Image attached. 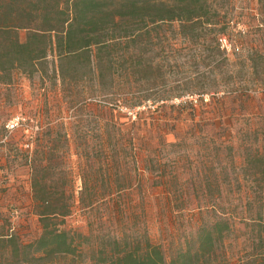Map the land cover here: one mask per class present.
<instances>
[{
    "label": "rangeland",
    "instance_id": "rangeland-1",
    "mask_svg": "<svg viewBox=\"0 0 264 264\" xmlns=\"http://www.w3.org/2000/svg\"><path fill=\"white\" fill-rule=\"evenodd\" d=\"M207 2L210 11L205 16H215L224 24L220 36L226 38L221 46L226 62L219 55L218 64L207 61L205 55L215 42L205 31L186 41L180 37L177 21L144 22L141 25L147 27L141 29L136 47L139 71L133 75L126 76L124 51L116 47L112 57L118 71L101 86L94 76L83 77L81 72L71 83H61L54 76L58 56H50L47 75L13 69L6 81H0V235L6 236L0 240H9L7 236L15 240L0 241V264H108L117 250L143 246L147 239L160 245L164 264H171L179 251L189 244L195 247L200 226L216 220L221 206L241 216L247 204L239 194L258 191L256 197H264V188L259 187H264V174L254 181L240 165L244 144L254 138L252 133L246 135L251 127L261 140L255 146L264 153V0ZM27 34L20 29V40L25 41ZM250 55L257 56L253 64ZM150 64L161 66V74L145 69ZM232 86L252 89L250 98L228 104L236 112L230 109L224 115V121L233 125L232 136L247 140L235 144L233 163L226 156L229 151L213 149L214 142L207 149L202 141L192 139L175 147L160 145L151 154L154 163L149 170L147 153L128 144L120 128L121 122L136 120V112L147 104H197L201 98L210 101L209 92ZM141 100L147 101L146 106L130 110L125 105ZM111 107L113 120L108 113ZM16 117L20 125L8 128ZM166 138L176 140L173 132ZM107 153L113 154L108 163ZM46 162L42 176L50 180L51 191L62 193L61 202L71 206L58 225L89 237L77 238L75 254H37L39 258L31 260L23 245L42 233L31 167ZM216 202L220 205L213 209ZM253 205L258 206L257 201ZM227 216L235 221V230L216 246L212 264H241V260L264 264L260 255H264V242L255 239L251 227L240 224L238 216Z\"/></svg>",
    "mask_w": 264,
    "mask_h": 264
},
{
    "label": "trees",
    "instance_id": "trees-1",
    "mask_svg": "<svg viewBox=\"0 0 264 264\" xmlns=\"http://www.w3.org/2000/svg\"><path fill=\"white\" fill-rule=\"evenodd\" d=\"M173 1L0 0V81H6V77H10L13 69H20L29 75L36 72H40L42 76L47 75L50 56H58L59 64L58 68L54 69V76L59 77L61 83L64 85L71 83L76 77L75 73L81 72L83 77L89 74L94 76L93 79L101 86L104 85L105 79L114 78L118 71L112 57L113 49L116 47L124 51L127 64L123 66V70L126 76L133 75L139 71L140 58L136 47L141 37V29L147 27V24L141 25L144 22L160 24L177 21L180 37L186 41L195 40L205 31L208 36L212 35L215 42L212 50L205 55L207 61L218 64L216 57L219 55L226 62L228 60L225 56L226 51L225 48H221L222 43L219 41L222 38L220 35L225 33L224 24L215 19V16H205L210 11L207 0ZM20 29L28 32L25 41L19 38ZM146 33L149 34V31ZM256 58V55H250L248 60L253 64ZM145 69L160 74L162 71L161 66L153 67L151 64ZM253 69L256 67L253 66ZM250 90H252L250 87L238 89L232 86L214 93L209 92L210 101L201 98L197 104L186 101L175 105L161 101L162 103L156 102L157 104L153 106L151 104L146 106V100L132 104L125 102L130 110L141 105L146 108L136 112V120L129 123L121 122L120 128L128 144L147 153L149 170L150 164L154 163L151 154L157 151L160 145L175 147L192 139L202 141L207 149V145L210 147V142H214L213 149L229 151L226 156L231 158L233 163L232 152L235 144L247 140L237 135L236 138L232 136L233 125L224 121V115L226 111L236 112L233 108L228 109V104L236 99L250 98ZM220 92L223 93L219 94ZM108 113L110 120H113L116 115L112 107ZM251 129L246 135L252 133L254 138L250 144H244L240 165L245 168L247 174L253 176L252 180L260 181L261 174H264V153L260 151L261 146H255L257 141H261L258 131L252 127ZM169 132L174 133L175 141L166 138ZM228 134L231 136L228 137ZM111 158L113 154L105 155L106 162H110ZM46 163V166L33 163L31 167V189L42 225L41 235L33 242L23 245V248L32 255L31 260L39 258L37 254L42 256L75 254L77 238L89 237L70 232L58 225L60 217L70 214L71 206L67 202H61L64 197L62 193L58 195L51 191L50 180L42 176L41 170L46 171L48 167V162ZM206 182L207 187H210L208 178ZM85 185L87 187L86 183ZM259 187L264 188L262 184ZM218 189L221 190V186L218 185ZM255 194L250 192L239 194V199L242 201L246 199L247 204L241 216L237 214L238 211L235 214L227 212L228 209L221 206L216 220L200 226L194 242L195 247L192 248L193 244H189L186 249L179 251L171 264H212L216 246L224 242L235 230V221L227 215L238 216L240 224L251 227L256 235L254 238L263 243L264 197L259 195L258 199ZM207 196L205 199L208 204ZM255 201L258 206L253 205ZM213 205L215 207L212 208L217 209L220 204L216 202ZM5 237L0 235V239ZM111 238L116 245L120 244L117 237ZM7 239L9 240L0 241L12 243L15 241L13 236H7ZM260 255L264 257L263 254ZM164 262L165 256L160 245L147 239L143 246L138 244L137 247L123 249L122 252L117 250L108 264H164ZM253 262L255 260H241V264Z\"/></svg>",
    "mask_w": 264,
    "mask_h": 264
},
{
    "label": "built area",
    "instance_id": "built-area-1",
    "mask_svg": "<svg viewBox=\"0 0 264 264\" xmlns=\"http://www.w3.org/2000/svg\"><path fill=\"white\" fill-rule=\"evenodd\" d=\"M220 41H221V43H222L223 46L226 45V44H225V42H226V38H225V37H222V38L220 39ZM224 48H225V47H224ZM19 125H20V117H16V118L10 120V121L7 123V127H8V128H15V127H17V126H19Z\"/></svg>",
    "mask_w": 264,
    "mask_h": 264
}]
</instances>
